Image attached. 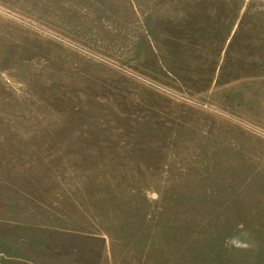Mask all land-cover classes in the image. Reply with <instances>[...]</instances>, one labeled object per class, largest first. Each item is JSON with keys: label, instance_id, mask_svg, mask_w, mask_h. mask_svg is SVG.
Instances as JSON below:
<instances>
[{"label": "rangeland", "instance_id": "rangeland-1", "mask_svg": "<svg viewBox=\"0 0 264 264\" xmlns=\"http://www.w3.org/2000/svg\"><path fill=\"white\" fill-rule=\"evenodd\" d=\"M0 264H264V0H0Z\"/></svg>", "mask_w": 264, "mask_h": 264}]
</instances>
